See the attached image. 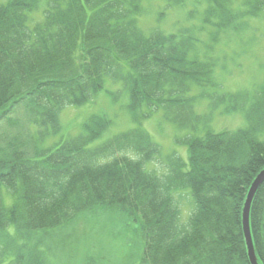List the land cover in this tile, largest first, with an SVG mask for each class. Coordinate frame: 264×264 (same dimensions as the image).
Instances as JSON below:
<instances>
[{
    "label": "trees",
    "instance_id": "trees-1",
    "mask_svg": "<svg viewBox=\"0 0 264 264\" xmlns=\"http://www.w3.org/2000/svg\"><path fill=\"white\" fill-rule=\"evenodd\" d=\"M207 1L204 18L216 31L264 10V0ZM40 5L0 0V264H53L40 248L45 235L107 210L138 224V264H251L242 214L264 168V82L241 95L225 90L188 28L142 29V0H46L41 17H32ZM109 79L121 85L111 92L115 100L126 91L133 112L145 118L162 110L185 131L176 141L188 147L187 160L174 153L164 175L149 169L162 150L137 127L93 145L111 124L106 115L38 146L60 129L64 107L90 101ZM239 111L245 126L215 130L217 116ZM183 189L193 202L184 223L174 196ZM250 223L264 264V182Z\"/></svg>",
    "mask_w": 264,
    "mask_h": 264
},
{
    "label": "rangeland",
    "instance_id": "rangeland-1",
    "mask_svg": "<svg viewBox=\"0 0 264 264\" xmlns=\"http://www.w3.org/2000/svg\"><path fill=\"white\" fill-rule=\"evenodd\" d=\"M142 3L138 17L141 27L149 32L151 28L158 26L168 33L188 28V33L194 37L201 56L215 60L216 79L225 90L241 95L243 89L247 90L252 85L255 87L264 82V10L254 16L246 15L244 19L237 18L226 29L216 31L215 24L205 21L204 18L207 0H142ZM166 4L169 8H166ZM45 6L40 5L34 10L32 17L40 18ZM244 8L248 9L246 5ZM239 22L243 24L236 27ZM81 58L77 52V61ZM120 87L118 82L114 83L109 79L106 88L95 94L90 101L63 108L60 112L59 131L51 133L39 143L48 147L75 136L83 130L84 123L90 116L104 114L111 119V124L96 143L140 125L161 146L163 158L167 160L169 155L177 153L183 160H187L188 147L176 141L185 131L168 122L160 111L143 119L141 110L133 112L130 109L128 92H122L118 100L113 98L111 92L120 90ZM201 103L197 107L200 113L207 109L206 103ZM246 123L245 113L242 111L217 116L213 121L216 131L224 128L236 129ZM165 166L164 160L156 158L149 165L151 169L158 171L159 175H162ZM179 191L181 192L177 197V193L174 195L180 202L182 221H186L192 212L193 202L187 190ZM87 217L90 220L79 219L52 232L47 246L45 243L41 244L52 258L50 259L53 264H88L93 259L97 264L139 263L144 239L138 224H128L121 216L103 212L101 215ZM115 217L119 219L116 220ZM9 232L14 234V226H11ZM46 239L47 235L45 242ZM18 240L22 242L26 239ZM7 262L8 260L1 264Z\"/></svg>",
    "mask_w": 264,
    "mask_h": 264
},
{
    "label": "water",
    "instance_id": "water-1",
    "mask_svg": "<svg viewBox=\"0 0 264 264\" xmlns=\"http://www.w3.org/2000/svg\"><path fill=\"white\" fill-rule=\"evenodd\" d=\"M263 181H264V169L256 176L250 187L243 213V229L247 242L249 257L252 264H258V262L254 250V244H253L251 228H250V207L255 193L259 188V186L263 183Z\"/></svg>",
    "mask_w": 264,
    "mask_h": 264
},
{
    "label": "bare ground",
    "instance_id": "bare-ground-1",
    "mask_svg": "<svg viewBox=\"0 0 264 264\" xmlns=\"http://www.w3.org/2000/svg\"><path fill=\"white\" fill-rule=\"evenodd\" d=\"M243 213H244V208H243ZM243 215V214H242ZM242 218H243V216H242Z\"/></svg>",
    "mask_w": 264,
    "mask_h": 264
}]
</instances>
